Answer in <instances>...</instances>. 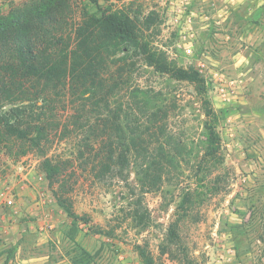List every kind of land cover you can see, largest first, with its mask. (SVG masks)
Segmentation results:
<instances>
[{
    "label": "rangeland",
    "instance_id": "374dc122",
    "mask_svg": "<svg viewBox=\"0 0 264 264\" xmlns=\"http://www.w3.org/2000/svg\"><path fill=\"white\" fill-rule=\"evenodd\" d=\"M22 1L0 0V13ZM83 4L73 2L74 22ZM99 6L155 14L146 34L153 47L206 81L207 98L220 116V162L204 160V116L194 87L131 54L124 74L128 91L110 97L108 105L117 110L122 103L120 123L127 136L142 130L150 113L158 114L164 127L160 141L173 166L157 188L142 190V159L133 149L126 169L92 171V165L76 161L81 135L53 133L47 156L64 162L74 211L88 219L73 226L47 186L39 155L21 156L13 141L4 143L0 264H143L135 245L147 248L155 264H183L175 249L161 252L171 223L187 253L204 264H264V0H101ZM85 11L94 9L86 5ZM209 71L235 81L236 93L228 102L217 96ZM129 92L145 107L134 108ZM72 101L69 97L58 110V118L73 112ZM92 123H98L94 116ZM140 198L150 217L144 227L129 214ZM96 227L112 235L92 233Z\"/></svg>",
    "mask_w": 264,
    "mask_h": 264
},
{
    "label": "trees",
    "instance_id": "16d2710c",
    "mask_svg": "<svg viewBox=\"0 0 264 264\" xmlns=\"http://www.w3.org/2000/svg\"><path fill=\"white\" fill-rule=\"evenodd\" d=\"M75 1L87 3L94 11L86 12L83 4L84 10L78 22H74ZM100 1L23 0L0 13V153L3 144L12 141L21 156L36 152L47 186L73 226L77 221L86 224L88 219L74 211L64 162L47 156L53 133H59L61 138L72 133L81 135L76 161L92 165V171L126 169L133 149L142 159L138 171L142 190L157 188L174 164L160 141L164 127L158 123V114L150 113L143 129L127 136L120 123L125 117L122 103L117 104V110L108 105L110 97L128 91L124 74L131 54H139L145 65L155 71L194 87L204 116V160L221 159L220 116L207 98L206 81L195 69L178 66L153 47L146 34L155 14L143 17L131 9H102ZM111 65L113 72L105 79ZM128 95L134 108L145 107L138 94ZM69 97L73 100V112L61 120L58 110L65 109ZM93 116L98 123H92ZM151 146L156 148L151 150ZM129 214L137 226L149 225L142 198ZM90 229L94 234L112 235L100 227ZM134 247L143 264H155L147 248ZM161 248L164 254L178 251L183 264H204L187 253L172 223Z\"/></svg>",
    "mask_w": 264,
    "mask_h": 264
},
{
    "label": "built area",
    "instance_id": "2783aa9c",
    "mask_svg": "<svg viewBox=\"0 0 264 264\" xmlns=\"http://www.w3.org/2000/svg\"><path fill=\"white\" fill-rule=\"evenodd\" d=\"M186 53L190 54L191 50L190 49L186 50ZM201 66L204 67L202 63ZM199 72H202V70ZM208 73H209V78L215 82L217 96L223 102H228L230 100V97H234L236 93V89H235L236 85L234 80L230 78H226L222 74H218L216 72L209 71ZM4 201L6 202L7 205H12L11 199H7V197H4Z\"/></svg>",
    "mask_w": 264,
    "mask_h": 264
},
{
    "label": "water",
    "instance_id": "95a60500",
    "mask_svg": "<svg viewBox=\"0 0 264 264\" xmlns=\"http://www.w3.org/2000/svg\"><path fill=\"white\" fill-rule=\"evenodd\" d=\"M9 108V106L5 107V110H7Z\"/></svg>",
    "mask_w": 264,
    "mask_h": 264
}]
</instances>
